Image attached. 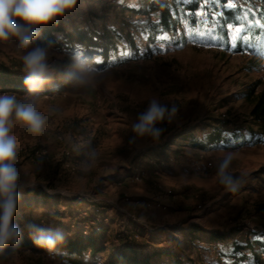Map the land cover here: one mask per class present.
Segmentation results:
<instances>
[{
  "label": "rangeland",
  "instance_id": "obj_1",
  "mask_svg": "<svg viewBox=\"0 0 264 264\" xmlns=\"http://www.w3.org/2000/svg\"><path fill=\"white\" fill-rule=\"evenodd\" d=\"M119 1L77 0L57 19L68 24L78 17L85 25L101 18L118 23ZM135 2L126 0L130 6ZM227 6L242 12V23L229 25L227 36L215 32L219 11L198 10L197 24L184 20L179 34L184 39L178 44L160 43L162 52L150 59L103 71L89 69L81 77L83 83L74 81L66 90L48 92L52 79L71 67L64 65L63 54L42 48L51 71L44 86L49 90L37 96L7 93L18 103H34L44 118L41 132L33 134L10 117L9 134L17 141L14 163L20 196L14 223L20 237L31 233L30 227L73 237L96 221L106 227L107 250L99 254L104 264L125 244L166 249L184 264L217 263L220 255L213 244L218 242L224 243L221 249L230 264H236L229 255L235 238L254 243L258 251L257 242L264 243V140H249L252 131L260 135L250 122L254 102L264 94V0H229ZM28 50L15 37L0 41V66L27 75L23 56ZM152 99L169 111L155 125L161 129L155 138L134 130ZM216 125L228 136H244L246 142L208 150L165 147L171 136H201ZM226 158L227 171L240 180L235 191L219 182V166ZM38 190L47 193L45 199L32 198V206L26 204ZM195 226L202 238L191 243L181 232ZM212 233L222 238H209ZM255 251L243 252V264H264V253L256 256ZM0 264L70 263L59 255L51 258L46 249L20 246L15 252L0 251Z\"/></svg>",
  "mask_w": 264,
  "mask_h": 264
},
{
  "label": "trees",
  "instance_id": "obj_2",
  "mask_svg": "<svg viewBox=\"0 0 264 264\" xmlns=\"http://www.w3.org/2000/svg\"><path fill=\"white\" fill-rule=\"evenodd\" d=\"M102 2L103 0H91ZM106 1V0H104ZM229 0H139L138 6L127 5L126 0L119 1L117 15L131 12L134 17L126 18L116 15L117 23H110L105 18H101V22H95L94 25H85L78 21H73L70 25H66L60 20L49 23L46 26L37 27V36L33 43L38 47H51L53 50L63 54L65 58L62 60L66 67H71L63 73L62 76L52 79V89L48 92L66 90L76 81L70 79L72 75L82 77L85 71L95 69L103 71L112 67H118L125 63L139 59H150L157 53L162 52L159 47L160 43L165 45L178 44L184 37H180V28L184 20L191 24H197V12L203 10L207 12L209 8L219 11L215 30L216 34L227 36V27L229 25H239L242 21L239 19L242 12L239 7L231 8L227 6ZM252 2L253 0H245ZM143 16L145 18H143ZM94 19V17L92 16ZM118 18V19H117ZM256 28L255 31H259ZM139 40H138V38ZM145 43L141 47V42ZM76 57H80L86 63L83 68L75 67ZM25 74L16 73L4 66H0V88L1 93L20 92L26 93L28 89L25 84L20 85L19 80L24 81ZM47 84V83H46ZM45 84V85H46ZM43 90H49L48 86ZM252 90L245 93L249 97ZM251 124L255 125L260 133L256 135V131H252V141L255 144L264 140V94L260 95L254 102L251 109ZM255 132V133H254ZM199 136V137H198ZM246 142V138L242 135L233 133L228 136L224 133L222 127L216 125L211 131L197 135L195 133H185L179 137L171 136L165 143V147L176 144L180 147L189 146L200 150H208L210 148H237ZM20 196V195H18ZM47 193L44 191H35L26 203L32 206V198L38 201L45 199ZM35 199V200H36ZM18 201L16 213L18 210ZM15 218V216H14ZM13 218V223L16 219ZM15 224V223H14ZM31 233L19 237L16 242H10L2 252H15L20 246L42 248L49 252L56 253L70 264H104L99 259V254L107 250L105 247L106 227L99 224V230H91L88 234L78 232L73 237L62 236V240L53 249H47L38 246L35 243V237L38 233L30 227ZM36 233V234H34ZM185 239L191 243L201 239V229L197 226L189 227L182 231ZM215 234V235H214ZM219 237V238H218ZM209 238L216 240L222 238L216 233H212ZM258 251H255L254 243L247 241H234L229 255L235 260L236 264H243V252L254 250L255 255L264 253V243L257 242ZM91 251V256L88 251ZM220 254L227 257L228 253L221 249ZM165 256V258H162ZM175 256L177 258H175ZM167 258V260H165ZM230 259V257H227ZM178 258V255L166 250L158 248L139 249L131 244H125L117 248L107 258V264H184Z\"/></svg>",
  "mask_w": 264,
  "mask_h": 264
},
{
  "label": "clouds",
  "instance_id": "obj_3",
  "mask_svg": "<svg viewBox=\"0 0 264 264\" xmlns=\"http://www.w3.org/2000/svg\"><path fill=\"white\" fill-rule=\"evenodd\" d=\"M77 0H0V41L15 37L19 46L29 49L23 56L24 70L27 73L24 84L28 93L37 96L51 79L47 63V53L41 47H31L37 36V27L46 26L72 10ZM85 61L76 57L75 67L83 68ZM80 83L78 75L70 76ZM174 111V109H173ZM169 114L168 108L152 99L147 109L138 118L134 130L141 136L158 137L161 129L155 127ZM22 122L33 134H39L44 125V118L32 102L18 103L15 95L0 94V249L10 242L19 240L21 232L13 223L16 213L18 193V170L15 167L17 141L10 135V117ZM229 159H224L218 171L219 182L225 188L235 191L240 183L230 174ZM38 235L34 238L38 246L53 249L62 240L59 233L52 234L43 229H35Z\"/></svg>",
  "mask_w": 264,
  "mask_h": 264
},
{
  "label": "built area",
  "instance_id": "obj_4",
  "mask_svg": "<svg viewBox=\"0 0 264 264\" xmlns=\"http://www.w3.org/2000/svg\"><path fill=\"white\" fill-rule=\"evenodd\" d=\"M75 20L78 21V22H81L83 24L86 23L85 22L86 20H84L82 17H78ZM211 164L212 163H209V165H211ZM94 229L99 230V225L96 223V221H91L90 224L85 227V229L83 230V232H84V234H88L91 230H94ZM221 244H224V243L218 242L216 244H213L216 247V249L218 251V254L220 255L218 262L216 263L214 261H208L207 264H230V259L227 258V257H225V256H222L220 254ZM198 247H199L198 248L199 250H202L201 245H199ZM244 253L247 254L248 252H244ZM49 256L51 258H53V259H56L57 258V254L56 253H53V252H49Z\"/></svg>",
  "mask_w": 264,
  "mask_h": 264
},
{
  "label": "crops",
  "instance_id": "obj_5",
  "mask_svg": "<svg viewBox=\"0 0 264 264\" xmlns=\"http://www.w3.org/2000/svg\"><path fill=\"white\" fill-rule=\"evenodd\" d=\"M82 1H83V3L88 2V0H82ZM111 1H112L111 3L114 2V0H111ZM135 1L136 2L132 6H138V0H135ZM116 9L118 10L119 8L116 7ZM124 15H125L126 18H130V17H134V19H137L138 18V16H134L131 12H126ZM143 18H145V17L143 16ZM64 24L70 25L68 23H64ZM112 68H116V67H112ZM180 148H182V147L179 146V149ZM179 149H177V150H179ZM24 197H26V196H24ZM235 239H236L235 241H240V240H237V238H235ZM193 264H197V262H195Z\"/></svg>",
  "mask_w": 264,
  "mask_h": 264
}]
</instances>
